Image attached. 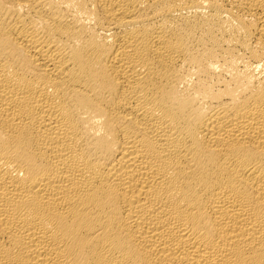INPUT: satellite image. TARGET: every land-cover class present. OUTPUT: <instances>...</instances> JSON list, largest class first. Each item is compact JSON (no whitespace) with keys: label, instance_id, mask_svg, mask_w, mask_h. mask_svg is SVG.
<instances>
[{"label":"bare ground","instance_id":"1","mask_svg":"<svg viewBox=\"0 0 264 264\" xmlns=\"http://www.w3.org/2000/svg\"><path fill=\"white\" fill-rule=\"evenodd\" d=\"M0 264H264V0H0Z\"/></svg>","mask_w":264,"mask_h":264}]
</instances>
